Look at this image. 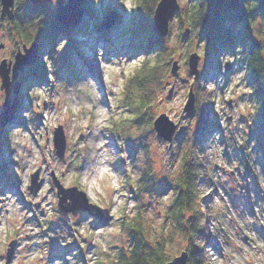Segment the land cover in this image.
Returning a JSON list of instances; mask_svg holds the SVG:
<instances>
[{"label":"rangeland","instance_id":"rangeland-1","mask_svg":"<svg viewBox=\"0 0 264 264\" xmlns=\"http://www.w3.org/2000/svg\"><path fill=\"white\" fill-rule=\"evenodd\" d=\"M137 1L90 0L79 30L47 40L40 62L19 74L21 82L37 71L42 78L25 82L18 116L0 130V264H108L115 249L128 243L119 223L124 211L128 218L139 211L149 242L163 238L166 253L174 259L189 242L185 234L174 231L164 212L183 158L189 155L206 170L199 191L202 223L210 237L203 247L208 264H264V133L249 75L240 47L230 50L217 41L212 51L191 29L193 0H178L164 37L167 54L178 61L179 74H171V63L147 111L154 120L167 115L180 133L169 142L153 128L146 136L135 133L133 141L124 142L112 132L113 124L126 116V108L119 104L125 80L153 56L132 46L150 32L145 20L152 3L138 5ZM44 3L32 15L24 9V0H16L22 21L13 23L7 16L1 20L0 62L14 58L24 44L30 46L28 39L40 42L45 36L44 9L52 0ZM110 10L118 11L121 19L104 33L100 24ZM226 25L233 28V35L242 29L233 22ZM248 30L264 51L261 16L248 24ZM134 31L142 39L133 36ZM243 36L239 34L238 39L242 41ZM249 44L250 40L246 47ZM191 53L199 56L197 77L188 70ZM190 88L195 105L188 116ZM15 96L11 88V102ZM4 100L0 78V113ZM59 125L67 141L64 158L54 151L53 134ZM37 169L40 188L32 192L30 176ZM51 171L65 187L76 186L90 201L109 208L114 219L101 226L81 212L62 222ZM144 171L156 183L138 202L125 182L129 179L136 187ZM14 187L17 192H10ZM12 241L15 245L8 260ZM193 242L198 244L200 237H193Z\"/></svg>","mask_w":264,"mask_h":264},{"label":"trees","instance_id":"trees-1","mask_svg":"<svg viewBox=\"0 0 264 264\" xmlns=\"http://www.w3.org/2000/svg\"><path fill=\"white\" fill-rule=\"evenodd\" d=\"M159 1H137L138 5L152 3L145 20L149 24L150 32L146 39L137 43L132 42V46L136 49L143 48L144 52H151L153 56L144 59L124 82L119 104L126 108V116L124 120L115 122L112 127L114 136L120 137L124 142L133 141L135 133L146 136L153 129L154 119L148 117L147 111L151 108L164 78L169 75L167 68L173 62L167 54L164 38H160L153 28L154 11ZM256 16H261L264 27V0H193L189 24L191 29L206 42L207 47H211L209 49L212 51L217 48V41L226 47L229 46L230 50L236 47L241 48L242 62L249 75L251 95L255 100V107L264 133V51L260 48L258 41L250 38L248 30V24ZM227 22H233L242 29L233 35L234 30L226 25ZM102 32L106 33L104 30ZM136 32L134 31L133 36L142 39L137 36ZM239 34L244 35L242 41L238 39ZM249 40L250 44L246 47V42ZM29 41L31 44L35 43L32 39H28ZM254 43H258V47ZM40 45L39 57L43 48L46 47V44ZM41 78L42 74L37 71L28 76L25 81H20L22 85L18 96L20 102L23 98L22 91L25 82L39 81ZM19 112L20 106H18L16 117ZM199 112L202 116V111ZM0 130H2L1 126ZM262 147L261 144L258 146L260 149ZM182 163V171L172 185L174 192H172V198L164 216L168 222L175 225V232L185 234L189 242L185 247L188 251V264H208V257L203 247H207L206 245L210 243V237L206 232L205 224L202 223L203 200L199 191V182L206 175L205 165L199 160L192 159L190 155L184 157ZM130 181L128 179L125 182V187L130 188L129 193L137 195L135 200L138 202L141 201L138 198L144 191L147 192L156 183L155 178L148 171L141 174L136 187ZM136 207L139 208V206ZM125 213V211L122 213L123 216L119 223L121 229L128 234V243L115 249L108 264H166L173 260L166 253V242L163 238L156 240L153 244L149 242L148 229L139 211L130 218ZM195 236L200 237L198 244L193 242Z\"/></svg>","mask_w":264,"mask_h":264},{"label":"water","instance_id":"water-1","mask_svg":"<svg viewBox=\"0 0 264 264\" xmlns=\"http://www.w3.org/2000/svg\"><path fill=\"white\" fill-rule=\"evenodd\" d=\"M41 0H31L32 3L37 4ZM85 0H68L63 5L59 1L58 5V20L65 26L75 27L85 16L84 12ZM178 0H160L155 8L153 17V28L158 33L160 38H164L169 33L170 20L173 18L176 10L178 9ZM15 0H0V27L2 26L1 19L7 16L10 20L15 17ZM121 15L116 10H110L105 15L100 27L103 30L112 29L117 23L120 22ZM258 47V43H254ZM4 44H0V49ZM39 56V44L33 43L31 46L24 45L22 49L14 55L13 59H2L0 62V78L1 89L5 92V100L0 113V126L6 127L12 123L16 118V112L19 106V97L21 82L18 80L19 74L24 72L26 66H33L36 64ZM198 60L197 53H191L188 57V70L189 73L198 76ZM170 72L173 76L179 74L178 61H173ZM14 82V84H13ZM13 88V93L16 94L14 100L11 102L9 99L10 90ZM195 105V95L190 88L189 101L185 106L188 116L192 114ZM153 128L156 134L166 141L171 142L174 134H179L181 130L176 131V124H174L165 114H161L155 118ZM54 151L59 158H64L66 152V136L64 129L61 125L54 129L53 134ZM40 170L37 169L30 176L29 189L36 192L40 188ZM52 182L56 187V194L58 197L57 213L59 214L62 222H70V215L77 216L81 212H85L93 217L99 225H104L114 219V215L109 208H103L92 201L83 190L76 186L65 187L56 177L54 171H51ZM15 243L10 242V248L7 251V259L10 260L13 254ZM166 264H188V251L183 250L173 260Z\"/></svg>","mask_w":264,"mask_h":264},{"label":"flooded vegetation","instance_id":"flooded-vegetation-1","mask_svg":"<svg viewBox=\"0 0 264 264\" xmlns=\"http://www.w3.org/2000/svg\"><path fill=\"white\" fill-rule=\"evenodd\" d=\"M59 1H61L63 5H65L68 2V0H52L51 5L48 7L46 6L44 9V12L47 14V17H48L47 20L44 21L42 24V26L45 28L44 32H45L46 40L44 41L45 37H43L40 42L39 41L35 42V43L39 44V50H40V46H41L40 44L45 45L47 40H49V42H50L52 38L54 40L57 37H59V34L60 35L64 34V35L68 36L69 34H72L73 32L79 30V27L81 26L80 24H82V21L85 19V16H84V18L75 27L65 26L64 24L59 22L58 17H57ZM90 3H91L90 0H85V2H84L85 15H87L89 12L88 6L90 5ZM44 4H45L44 0H41L37 4L32 3L31 0H24V9L33 15V14L41 11V9L44 7ZM15 6H16V0H15ZM14 10H15V17L12 19V22L13 23L14 22H17V23L21 22L22 20L19 17L18 13H16L15 8H14ZM3 19H5V17ZM3 19H1V20H3ZM24 45H26V44H24ZM18 49H19V47H18ZM39 55H40V53H39ZM10 59H13V58H10ZM39 61H40V57L38 56L37 63ZM33 66H31V67H33ZM70 218H71V216H70Z\"/></svg>","mask_w":264,"mask_h":264},{"label":"bare ground","instance_id":"bare-ground-1","mask_svg":"<svg viewBox=\"0 0 264 264\" xmlns=\"http://www.w3.org/2000/svg\"><path fill=\"white\" fill-rule=\"evenodd\" d=\"M17 188L16 187H14V188H12V190L10 191V192H17ZM15 194V193H14Z\"/></svg>","mask_w":264,"mask_h":264},{"label":"snow or ice","instance_id":"snow-or-ice-1","mask_svg":"<svg viewBox=\"0 0 264 264\" xmlns=\"http://www.w3.org/2000/svg\"><path fill=\"white\" fill-rule=\"evenodd\" d=\"M262 39H264V37H261Z\"/></svg>","mask_w":264,"mask_h":264}]
</instances>
